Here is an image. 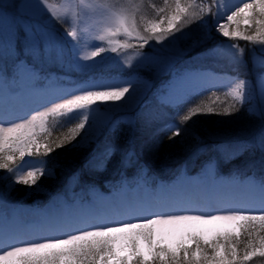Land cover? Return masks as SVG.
Returning a JSON list of instances; mask_svg holds the SVG:
<instances>
[{
	"label": "snow or ice",
	"instance_id": "6c2138e0",
	"mask_svg": "<svg viewBox=\"0 0 264 264\" xmlns=\"http://www.w3.org/2000/svg\"><path fill=\"white\" fill-rule=\"evenodd\" d=\"M57 3L59 7L49 0H40L38 6L50 21L65 25L63 40L58 41L56 34L46 27L33 29L26 39L30 49L47 43L49 54L60 59L67 47L81 67L88 62L95 64L96 57L102 61L101 54L106 50L116 52L118 47H133L127 42L112 39L119 34L142 41L139 45L142 48L149 39L162 41L177 32L181 33V37L173 35V40L190 38L191 33L182 30L194 21L205 30L201 37L192 40L191 46L196 47L211 34V25L205 17H214L215 31L224 37L259 43L264 52V0H237L236 3L233 0H209L207 3L196 0L191 4L173 0L174 8L169 0H163V7L151 6L159 18L147 21L144 31L149 33L148 36L137 31L135 19H129L127 9L117 10L103 0L97 3L92 0H63L61 3L57 0ZM225 18L226 22H221ZM241 19L250 27L255 26L254 34L247 35L240 30ZM96 41L106 42L107 49L103 43ZM224 47L235 50V59H242L246 51L238 44H231L216 46L209 49V53L216 54ZM86 48L95 50L86 51ZM7 51L10 52V49ZM5 54L6 51L0 49V58ZM256 67L260 69L257 77L260 101L258 113L252 111L251 114H258L264 119V55L259 58ZM0 82H3L2 75ZM249 83L238 76L230 79L225 95L233 103L220 111L212 105L194 104L186 107L182 114L177 112L178 121L168 123L165 128L171 133L169 139L185 133L193 117L230 115L239 110L237 102L242 106L250 104L253 92ZM135 91L133 80L111 77L77 88L76 92L68 94L70 98H62L63 102H52L50 106H43V110L36 109L15 119H9L0 105V170H7L10 174V185H25L30 189L35 185L39 188L38 181L53 174L47 157L67 144H71L72 148L81 147L88 138L87 132L79 140L76 138L86 124L91 127L90 118L100 111V105L111 102L112 106H119L116 102L120 101L129 103L134 99ZM218 101L217 97L213 104ZM50 118L53 130L67 128V135L54 142V146L49 142L41 143L43 136L51 135ZM74 122V126L69 127ZM72 141L76 143L72 144ZM260 143L264 148V133ZM107 151L110 154L112 149ZM34 155L44 159H25ZM3 179H8V176ZM254 188L258 192V202L227 203L210 210L192 206H165L149 210L150 206L126 201L119 205L118 215L123 218H107L105 213L94 208L58 213L46 222L45 230L50 234L40 237L24 235L14 220L0 216V264H112L113 260H117V264H248L253 258H264V178L256 182ZM155 199L162 204L167 197L161 195ZM175 231L185 233L187 241L174 248L164 245L165 234ZM208 232L215 233L210 240L205 239ZM242 237L247 239L242 240ZM241 243L244 244L243 249L239 248ZM141 244L146 246L147 256L141 251ZM118 245L121 249H129L131 259H117Z\"/></svg>",
	"mask_w": 264,
	"mask_h": 264
},
{
	"label": "rangeland",
	"instance_id": "374dc122",
	"mask_svg": "<svg viewBox=\"0 0 264 264\" xmlns=\"http://www.w3.org/2000/svg\"><path fill=\"white\" fill-rule=\"evenodd\" d=\"M49 2L56 7L60 6L57 3V0H49ZM62 2L63 0H61V3ZM92 2L97 3L99 0H92ZM103 2L109 5H114L117 10L121 8L127 9L129 19L131 20L134 17L137 31H139L143 36L149 35V33L144 31V28L147 26V21L159 18L151 6L154 5L156 8L164 6L163 0H103ZM181 2L182 4H191L195 3L196 0H181ZM207 2H209V0H205V3ZM236 2L237 0H233V3ZM246 2H248V0H246ZM39 4L40 0H0V49H4L6 51V54L0 58V69L14 70L21 61L26 62V60H28L31 63L28 65L30 66L29 68H34V71H36L38 67L42 70L43 67H48L50 72L54 71L58 82L63 85H68L66 86V88L68 87L67 90L73 89L71 86L76 85H78L79 88H82V85L88 84L83 86L88 87L94 81L101 82L111 77L131 79L134 81V87H138L135 91L134 99L129 103L120 101L116 102L119 106H112L111 102L100 105V111L96 112L94 116L90 118L89 123L91 124V127L86 124L85 129L81 130L80 134L77 136V140H79L81 136H84L86 132L88 136L87 140L84 141L82 146L78 148H84L85 152L90 148V151L92 152L98 142L106 141L108 139L107 144L97 148L96 153L98 154L103 152L105 148L113 147V143H115L114 139L117 136L125 145V147H121L118 150L123 153L122 156L124 160L131 158L130 160L133 161L132 158L135 159L133 164L123 168V173L127 171L131 175H138L137 180L135 181L137 186L144 184L147 182V169L143 166L141 167L139 173H135L134 167L138 166L136 159L139 156L140 149L143 150L142 141H152L154 136L153 134L156 129H158L159 122L162 120L161 111L157 110L154 107V104V106L151 103L144 104L146 99L150 98V100H152L154 97L153 101L157 99V102L173 107L183 103L188 97H191L190 95H187L178 102H162L160 98L164 97V92L162 93L163 96H161L158 92L156 93L153 89L154 84L156 85L154 82H163L168 77L172 76L173 73H177L180 69L184 70L186 67H200L201 65H207L209 69H214L213 71L217 73V76L219 75L220 78H222L224 83H228L230 79L237 76L240 79L248 80L250 82L249 89L252 90L253 97L250 104H244L242 106L237 102L239 104L238 113L232 112L230 115L222 114V118L226 117V119L223 118L225 121L220 120L217 123H214L216 128L210 134L213 136L211 139H214L215 142H209L213 144L208 145L209 150L205 151L204 154L217 159L221 157L220 147H223L224 149L222 151V158L234 155V152L238 149V147H247L245 155L237 157L234 156L233 159L235 160L232 166H235V168H238L239 166V168L243 169H257L245 160L253 158V151L256 152V156L258 158H262L264 155V148L261 147L260 143L261 134L264 133V119L260 118L258 114H251L252 111L258 113V105L260 101L257 97L255 83L258 77V72L260 71L256 65L259 64V58L264 55V52L261 51V44L224 37L215 31L214 17H205L211 25V34L206 39L202 40V42L196 47L191 46L192 40L201 37L205 30L201 28L198 22L194 21L189 23L182 30L183 32L191 33L190 38L173 40V35L178 38L181 37V33L177 32L173 35H169L162 41H156L154 38L149 39L142 48L139 47V45L143 43L142 41L134 37L129 38L123 34H119L112 37V39L119 40L122 43L127 42L133 45V47H118L116 52L106 50L101 54L103 56L102 61L100 57H96L95 64L88 62L86 66L81 67L74 61L67 47L64 49L65 54L62 59L57 58L54 54H49V45L47 43H42L37 49H30L26 36H31L33 29L46 27L48 30L56 34L58 41L63 40L65 25L50 21L48 16L41 11V7L38 6ZM169 4H171L173 8L175 7L173 0H169ZM192 10L193 9H190V11ZM213 12H215L214 5ZM221 22H226V18ZM232 27L235 26L233 25ZM239 27L240 30L245 31V34L247 35H252L255 32V26L253 25L250 27L243 19L240 20ZM96 42L103 43L107 49L108 45L106 42ZM231 44H238L240 47L246 49L242 59H235L233 57L235 50L228 47L218 49L216 54L209 53V49L216 46ZM8 49H10V52L7 51ZM253 49H255V51H253ZM85 50L92 51L95 49L86 48ZM235 71H237V73H234ZM63 75H65V77H63ZM135 79H141L144 86L147 87V90L143 91V87L140 85L138 80L136 81ZM160 82L158 84H161ZM20 88L21 86L15 85H11V87H9V89L15 91ZM227 90L228 86L224 84L215 87L213 92L218 97H220L219 95H222V97L224 95L231 100L230 97L225 95ZM193 92L196 93V89ZM62 98L60 100H55L54 102H63ZM67 98H70V95H67ZM38 109L43 110V107ZM138 116L139 124L137 129L134 126V120L135 118H138ZM254 118L257 119L255 120ZM75 122L73 124H75ZM220 122L230 123L232 127H234V125H238L239 127L241 126L245 129V131L243 133H239L238 135L230 134L233 131H236V129L229 130L226 134H219L222 127V124H219ZM140 124L144 127L143 129L140 128ZM221 132L224 133L226 131L223 130ZM134 138L138 139L139 144L133 142L132 139ZM155 139L157 140V137H155ZM228 139L230 140L228 141ZM74 143H76V141ZM197 143L199 144V141H197ZM234 146L237 147V149L234 150L232 148ZM188 149L189 148H186V150H184V153H186L185 155L187 156L194 151H189ZM25 159L40 158L26 156ZM239 161L241 162V165H239L240 163L238 164ZM18 163L20 162L18 161ZM213 163L214 162L211 160H208L197 170L201 171L204 167L210 170ZM52 175H54V172ZM5 176H8V179H3ZM7 180H9V182L5 185L4 189H9L13 185H10V174L7 173V170H2V172H0V215L5 214L9 210L8 198H10V195H8V193L6 194L3 190L4 182ZM68 182L71 184L73 179L69 178ZM124 190L125 189L120 188L115 192L121 194ZM31 193L33 196H27L24 199H21L24 201H27L28 198L31 199L30 202L27 203V208L23 205H19V207L23 211L28 212L29 215L36 214L40 211L38 203L47 197L49 190L42 186L37 188V186L34 185L32 186ZM96 194H99L96 188H89L88 190H85V192L83 190L75 191L70 205L73 206L78 203H82L81 201L83 199H88ZM66 205L67 204L64 203L60 206V208H63ZM214 235V232H208L205 234V239L210 240ZM246 239V237H242V240ZM186 241L187 237L185 234H183L179 239L171 241L167 238H163L164 245L173 248L177 244ZM243 247L244 244L241 243L239 248L243 249ZM141 251L147 256V248L143 244H141ZM209 251L211 250L209 249ZM119 257H129V259H131L129 256V249L127 247L121 249L118 245L117 259ZM112 264H117V260H113ZM248 264H264V258H253V260L249 261Z\"/></svg>",
	"mask_w": 264,
	"mask_h": 264
},
{
	"label": "trees",
	"instance_id": "16d2710c",
	"mask_svg": "<svg viewBox=\"0 0 264 264\" xmlns=\"http://www.w3.org/2000/svg\"><path fill=\"white\" fill-rule=\"evenodd\" d=\"M53 68V67H50ZM43 70H50L48 67H43ZM214 90H205L202 91L200 95L196 96L191 102L187 105L183 106L179 109V113H183L186 107H191L194 104L205 106L212 105L220 111L223 107H227L228 104L233 103L232 100L228 99L223 95L214 94ZM218 93V92H217ZM219 98V101L213 104V101ZM239 104L236 103V108H238ZM238 113V111H234ZM245 112V110H244ZM246 113V112H245ZM222 114H206V115H198L193 117L191 121H189L187 125V131L183 133L180 137H176L174 139H169L171 135L170 132L165 130L167 121H164L159 129L155 131L153 134L152 141H144L143 139V150H140V155L138 160L136 161L138 165L144 164L148 167L149 171H152L156 177H160L162 179H168L173 173L174 169L178 167L179 164L185 163L188 167H196L201 164L202 160L205 159L204 151L209 150L208 145H211L215 142L214 139H211L213 136L210 134L213 130H215L216 126L214 123L218 121H222L226 119V117H221ZM179 117L176 114H173L170 118L169 122L178 121ZM253 119V118H251ZM255 119V118H254ZM257 119V118H256ZM255 119V120H256ZM138 118L134 120V126L138 129ZM225 121V120H224ZM52 118L49 120V128L51 130L50 136H43L41 138V143L49 142L53 143L58 142L64 135H67V128H56L52 129ZM142 124V123H141ZM140 124V128L144 127ZM222 124L221 131H226L222 133L221 131L215 132L219 134H226L229 130H235L230 134L238 135L239 133H243L245 129L243 127H239L238 125H234L232 127L230 123H219ZM74 124H70L69 127H72ZM214 128V129H213ZM232 128V129H230ZM144 137V136H143ZM157 137V140L155 139ZM202 145V152L195 159L191 158L190 154L187 156L184 153L186 148H189L190 151L193 147ZM75 141H72L73 144ZM115 143L120 145V147L124 146L122 140L115 137ZM197 143V144H196ZM116 149H113L109 154V159L104 168H100L94 165H85L82 166V158L85 154L84 148H72L71 144H67L63 148H57L53 153L50 154L47 159L49 160L50 166L53 168L54 175L42 177L38 184L45 189H48L51 193L61 195L63 193L64 196L70 197L71 193L74 194L75 191L79 189H84L86 186L95 185L100 189H108L111 186H117L123 180L131 181L134 179V176L125 171L123 173V168L129 166L127 162L122 161L121 153L117 154ZM40 159H44L43 156H33ZM255 158H258L257 156ZM259 160L264 159V155L262 158H258ZM224 163L225 161H221ZM138 166L134 167L137 169ZM2 172V170H0ZM124 174V175H123ZM69 178L73 179L71 184L68 183ZM9 180L4 182L3 190L10 195V198L13 202L21 201L25 203L30 202V198L27 201L21 200L25 197L33 196L31 193V189L25 185H13L9 189H4L5 185H7ZM3 192V193H4ZM14 197V198H12Z\"/></svg>",
	"mask_w": 264,
	"mask_h": 264
},
{
	"label": "bare ground",
	"instance_id": "6f19581e",
	"mask_svg": "<svg viewBox=\"0 0 264 264\" xmlns=\"http://www.w3.org/2000/svg\"><path fill=\"white\" fill-rule=\"evenodd\" d=\"M25 65L26 63L21 61L20 66H18L20 69L19 70L20 76H22V82L15 81V84L21 86V88L17 93H11V94H5L3 92L0 93V105H4L9 101H16L22 104L26 100L34 99L36 97L35 100L36 103H34L32 106L29 107L30 109H28V113H29L43 106H50L51 103L54 102L55 100H60L62 97L64 98L68 94L75 92L77 89V88H73L67 90L64 87H55L50 92L45 89H35L33 88L32 82L28 77L29 74L28 71H26V69L28 68H26ZM197 67L196 66L189 68L186 67L184 70L180 69V71H178L177 73H173L172 76L168 77L163 82L159 81L160 83L164 84V88L162 87V89L164 90L161 91L164 92V97H162L161 99L163 101L176 100L181 96H183L187 92V90H191L192 88H195L198 85L200 87L207 85V87L204 88L206 90H215V87H217L218 85L226 84L228 86V83H224L222 78H220L219 75L218 76L216 75L217 73L213 71L214 70L213 68L209 69L207 65H201L200 67L199 66ZM234 73H237V71H235ZM32 80H35V77H33ZM135 80L137 81L138 79ZM138 82L143 87V91H146L147 87L144 86L142 80L140 79L138 80ZM159 82H154V83H159ZM255 85L257 89V97L258 99H260V85L258 84L257 79ZM137 88L138 87L136 86L135 89L137 90ZM20 91H22V94L20 93ZM119 147L120 145L118 144L115 145L117 151L119 150ZM246 148L247 147L241 149V151L239 152L240 156L245 155V152L247 150ZM223 150H224L223 147H220L221 157ZM252 154H253L252 157L256 156V152L253 151ZM141 167H143V164H141ZM213 169L214 168L212 167L210 170L205 169L200 172L197 171L195 173H191L189 177H185L184 176L185 173L180 174L181 176L184 177L179 180L175 188H172L164 192H159L155 197L146 194L143 190H138L135 196L131 194H126L119 201H115L113 200L114 199L113 196L112 197L109 196V197H105L104 200L100 199L99 203L98 201H96L93 204H88V205L84 204L82 206L78 205L79 207H70L68 209L64 208L66 210L62 209V212H58V213H66L70 211L76 212L82 209L94 208L98 212H103L106 214L107 217H110L118 214V212L120 211L119 205L121 204V202L127 201V202H132L134 204H144L147 206L149 205L150 202H152L153 204L158 206L159 204L157 203L155 198L161 195L167 197V200L161 204V207L192 206L204 210H210L217 206L227 204L228 195L230 193L235 195L242 193L244 194L246 201L258 202V192H256V190L250 187L249 181H245L243 187L234 186L232 188H225L216 184L215 181L213 180L214 172H215ZM146 181L147 182H145L144 184L146 183L153 184L152 182L154 180H151L150 176L147 175ZM144 184H140L138 188L145 189V187L142 186ZM189 214H197V213H189ZM213 214L216 213L213 212ZM52 215L54 214H51L50 216ZM121 217L122 216L117 215V218H121ZM27 218L24 217L22 218V220L15 221L16 224L21 228L24 235L36 237L38 232L44 231L48 218L44 222H40L38 224L28 223ZM183 234L185 233L180 231H175L171 233H166L164 238H167L170 241L176 240L179 239Z\"/></svg>",
	"mask_w": 264,
	"mask_h": 264
}]
</instances>
